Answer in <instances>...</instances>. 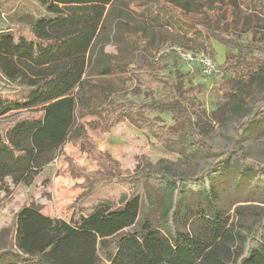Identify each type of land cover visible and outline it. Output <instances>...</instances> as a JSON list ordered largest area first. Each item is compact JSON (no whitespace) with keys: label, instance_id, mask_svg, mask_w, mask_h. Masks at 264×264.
Masks as SVG:
<instances>
[{"label":"trees","instance_id":"16d2710c","mask_svg":"<svg viewBox=\"0 0 264 264\" xmlns=\"http://www.w3.org/2000/svg\"><path fill=\"white\" fill-rule=\"evenodd\" d=\"M222 1L229 25L235 22L237 8L252 7L260 15H252L251 24L264 32V0ZM114 2L0 0V14L5 16L0 19V191L8 189L7 176L31 184L68 141L80 143L103 167L82 173L88 178L84 186L90 190L72 204L70 219L22 206L7 228L0 262L264 264V214L237 205L234 220L230 209L220 205L210 177L229 153L215 150L200 136L191 113L194 91L186 84L188 73L179 66L180 56L168 52L151 60L137 37L129 42L135 56L132 63H122L104 51L100 35L111 36L119 17ZM121 2L130 9L149 11L152 19L164 13L165 23L183 28L193 38L202 36L204 49L212 38L226 46L225 69L240 70L242 77L227 79L229 107L224 103L213 116L222 118L225 110L240 109L242 91L247 92L254 79L264 82L259 75L264 74V40L241 41L221 32L212 0ZM194 2L201 11L192 7ZM99 60L106 63L99 70L101 75L114 72L123 80L135 79L131 97L128 92L106 91L89 76L88 67ZM258 66L256 76L253 72ZM95 86L105 90V98L91 93ZM158 92L162 97H156ZM161 115H170L172 122ZM88 116L95 118L86 121ZM263 116L264 97L256 102L249 123ZM124 121L146 130L169 151L188 157V139H193L221 159L199 175L163 168L158 173L147 170L122 177L117 161L97 151L88 127L108 132ZM241 136L238 130L234 148L242 168L253 170L257 185L263 183L257 201L264 203V163L249 156ZM107 178H115V186L124 189L117 188L113 197H95L100 191L97 183L105 182L103 190L110 188Z\"/></svg>","mask_w":264,"mask_h":264},{"label":"rangeland","instance_id":"374dc122","mask_svg":"<svg viewBox=\"0 0 264 264\" xmlns=\"http://www.w3.org/2000/svg\"><path fill=\"white\" fill-rule=\"evenodd\" d=\"M211 3L212 11L218 15L216 26L225 35L236 37L241 41H251L254 37L264 40V32L256 31L251 24L252 15H260L255 9L237 8L235 22L229 25L224 1L212 0ZM192 7L198 11L202 10L195 2ZM113 8L119 14L116 19L117 25L112 30L111 36L105 33H101L100 36L104 51L117 57L122 63H132L134 60L135 56L129 42L131 37H137L142 42L140 48L149 54L151 60L158 58L159 51L167 47L179 46L193 54L208 53L218 65L220 73L208 75L203 72L199 59L188 60L177 57L180 68L188 73L187 86L193 87L194 94L190 99L194 102V108H191V113L192 118L196 120L200 136L215 150L225 149L229 153L223 166L210 177L219 193L220 205L230 209L233 218L237 205L246 207L245 211L264 214V203L257 201L263 191V183L262 186L261 183L257 185L254 182L256 179L253 170L242 168L239 153L234 148V140L238 137L239 130L243 136H241L243 147L249 156L259 163H264V116L249 123L256 102L264 97V82L254 79L249 90L242 91L243 100L240 102V109L235 111L227 109L222 118L213 116L214 111L221 109L224 103L226 108L229 107L225 95L227 79L242 77L240 70L225 69L226 46L212 38L207 43L208 48L204 49L203 44L205 45L206 42L202 36L197 35L193 38V34L183 28L165 23L164 13L157 19H152L149 17L151 15L149 11L127 8L121 0H115ZM261 17L264 19V15ZM0 19H5L3 13L0 14ZM208 20L209 16L205 18V21ZM169 52H172L173 56L176 55L173 50ZM105 64L102 60L90 64L89 76L99 81L106 91L112 90L115 94L121 95L128 92L127 97H131L130 90L136 84L135 79L123 80L114 72L101 75L99 70ZM259 67L254 69V75L258 74ZM259 75L264 76V74ZM104 89L95 86L91 89V93L99 98H105ZM142 96L144 97V94ZM156 97L162 96L158 92ZM155 115L157 114L154 113L153 116ZM161 117L166 122H172L170 115H161ZM93 118L95 116H88L85 120ZM241 126L244 129H241ZM88 135L97 151L110 154L117 161L122 177H130L147 170L158 173L163 168L175 173L199 175L211 166H216L221 159L219 154L207 151L193 139H188L190 156L169 151L146 130L133 126L128 121L117 124L108 132L88 127ZM72 170L76 173L74 174ZM102 170L103 167L98 160L89 156L80 143L68 141L58 152L55 160L47 165L31 184L15 182L11 176H7L5 180L8 189L0 191V248L6 245L7 228L22 206L32 205L50 215L70 219L74 211L72 204L90 190L89 186H84L88 178L86 179L82 173ZM106 182L110 183V188L104 190L102 185L105 182L96 184L100 191L95 197L102 195L113 197L117 194V188L124 189L122 184L120 187L115 186L117 184L115 178L113 180L107 178ZM6 257L10 258L11 254Z\"/></svg>","mask_w":264,"mask_h":264},{"label":"built area","instance_id":"2783aa9c","mask_svg":"<svg viewBox=\"0 0 264 264\" xmlns=\"http://www.w3.org/2000/svg\"><path fill=\"white\" fill-rule=\"evenodd\" d=\"M170 50H173L178 54L181 58L188 59V60H195L199 59V61L202 64L203 67V72L205 74L211 75V74H219L220 73V68L218 65L215 64L213 59L209 54L205 53H200V54H195V56L191 51H186L184 48L179 47V46H174V47H167L161 51L158 52V56L161 54H164L166 52H169Z\"/></svg>","mask_w":264,"mask_h":264},{"label":"crops","instance_id":"0c3cea01","mask_svg":"<svg viewBox=\"0 0 264 264\" xmlns=\"http://www.w3.org/2000/svg\"><path fill=\"white\" fill-rule=\"evenodd\" d=\"M36 208H38V207H36ZM39 210H41L42 211V209L41 208H38ZM43 212V211H42ZM45 214H48V213H46V212H44ZM48 215H50V214H48ZM51 216H53V215H51Z\"/></svg>","mask_w":264,"mask_h":264}]
</instances>
